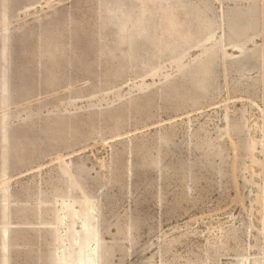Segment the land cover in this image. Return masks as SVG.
<instances>
[{"label": "rangeland", "instance_id": "rangeland-1", "mask_svg": "<svg viewBox=\"0 0 264 264\" xmlns=\"http://www.w3.org/2000/svg\"><path fill=\"white\" fill-rule=\"evenodd\" d=\"M0 78V264H264V0H0Z\"/></svg>", "mask_w": 264, "mask_h": 264}, {"label": "bare ground", "instance_id": "bare-ground-1", "mask_svg": "<svg viewBox=\"0 0 264 264\" xmlns=\"http://www.w3.org/2000/svg\"><path fill=\"white\" fill-rule=\"evenodd\" d=\"M243 1V0H242ZM109 2V1H108ZM118 3V2H117ZM108 4V3H107ZM106 4V5H107ZM130 5V4H129ZM253 6V5H252ZM197 7H199V6H197ZM203 7V6H202ZM200 8V7H199ZM186 9V8H185ZM205 9V8H204ZM203 10V9H202ZM205 11V10H204ZM207 11V10H206ZM199 12L201 13V11L199 10ZM246 12V11H245ZM174 13V12H173ZM205 13V12H204ZM161 14V13H160ZM169 14H171V13H169ZM202 14V13H201ZM129 15V14H128ZM127 15V16H128ZM186 15V14H185ZM205 15V14H204ZM206 15H208V12H206ZM250 15H251V13H250ZM132 16V15H131ZM131 16H128V17H126V20H125V30L127 31L129 28H130V26H131V20H132V18L133 17H131ZM249 16V15H248ZM187 17V16H186ZM210 17V16H209ZM250 17V16H249ZM142 18V17H141ZM185 18V17H184ZM134 19V18H133ZM168 19V18H167ZM175 19V18H174ZM173 19V20H174ZM183 19V18H182ZM204 19V18H203ZM206 19H208V18H206ZM239 19V18H238ZM238 19L236 20V18H235V20H236V23L238 22ZM143 20V19H142ZM141 20V21H142ZM172 20V21H173ZM240 20V19H239ZM243 21H244V19H242ZM241 20V21H242ZM246 20L248 21V22H250L249 20H248V18H246ZM121 21V20H120ZM171 21V20H170ZM208 21H209V19H208ZM207 21V22H208ZM169 22V21H168ZM167 22V23H168ZM175 22H176V20H175ZM175 22H174V24H175ZM247 22V23H248ZM172 23V22H171ZM184 23V22H183ZM242 23V22H241ZM252 24H253V22H251ZM142 24V23H141ZM146 24H147V22H146ZM234 24V23H233ZM240 24V23H239ZM238 24V25H239ZM250 24V23H249ZM203 25H204V23H203ZM221 25V24H220ZM251 25V24H250ZM142 26V25H141ZM167 26V25H166ZM169 26V25H168ZM170 26H173L174 27V25H170ZM178 27H179V25H177ZM183 26V25H182ZM200 26V25H199ZM232 26H234L233 27V32H236L235 30H236V27H239V26H235V24L234 25H232ZM231 26V27H232ZM248 26V25H247ZM254 26V25H253ZM176 27V26H175ZM178 27L176 28V30H178ZM193 27V26H192ZM242 27V26H241ZM241 27H239L240 28V30H243V29H241ZM169 28V27H168ZM170 28H172V27H170ZM181 28V27H180ZM209 28V27H208ZM244 28H246V27H244ZM247 28H250V27H247ZM252 28V27H251ZM250 28V29H251ZM148 29V28H147ZM174 29V28H173ZM249 29V30H250ZM119 30V29H118ZM149 30V29H148ZM175 30V31H176ZM188 30V29H187ZM231 30H232V28H231ZM239 30V29H238ZM237 30V31H238ZM246 30V29H245ZM48 31V30H47ZM130 31V30H129ZM150 31V30H149ZM148 31V32H149ZM168 31V30H167ZM183 31V30H182ZM192 31V30H191ZM244 31V30H243ZM179 32H180V30H179ZM178 32V33H179ZM143 33V32H142ZM176 33H177V31H176ZM178 33H177V35H178ZM184 32H182V34H183ZM187 33V32H186ZM189 33V32H188ZM237 33V32H236ZM240 33V32H239ZM247 32H245V34H246ZM139 34V33H138ZM179 34H181V33H179ZM181 34V36H185V34H183L182 35ZM163 35V34H162ZM187 35V34H186ZM192 35H194V34H192ZM234 35V34H233ZM238 35V34H237ZM239 35H241V36H243L244 35V33H243V35L242 34H239ZM176 36V35H175ZM174 36V37H175ZM180 36V35H179ZM190 36V35H189ZM236 36V35H235ZM177 37V36H176ZM176 37H175V39H176ZM153 38V37H152ZM163 38V37H162ZM181 38V37H180ZM184 38V37H183ZM185 38L186 39H189V38H187L186 36H185ZM193 38V37H192ZM231 38H232V36H231ZM238 38V37H237ZM237 38H235V39H237ZM240 38V37H239ZM232 39H234V38H232ZM183 39H181V41H182ZM185 40V39H184ZM152 41V40H151ZM185 41H187V40H185ZM190 41V40H189ZM197 41V40H196ZM148 42V41H147ZM173 42V41H172ZM246 42V41H245ZM186 43V42H185ZM188 43V42H187ZM72 45V44H71ZM177 45V44H176ZM73 47V46H72ZM206 70H208V69H206ZM2 75V74H1ZM206 75V74H205ZM204 77V76H203ZM4 78H5V76H4ZM0 79H2V78H0ZM191 80V79H190ZM193 80V79H192ZM199 81V80H198ZM198 85V84H197ZM21 136V135H20ZM20 136H16L17 138L18 137H20ZM16 138V139H17ZM13 140H14V137L12 138ZM23 139V138H22ZM22 139L21 138H18L17 140H14L15 141V143L13 144L14 146H15V148H16V150L18 151L19 150V146L18 145H20V146H22L23 144L21 143V141H22ZM10 140V139H9ZM9 140H8V143H9ZM6 144V143H5ZM10 146V145H9ZM45 146V145H44ZM3 147H4V145H3ZM40 148V147H39ZM138 150V149H137ZM2 155V154H1ZM14 156V155H13ZM137 157V156H136ZM155 160V159H154ZM75 170V169H74ZM81 170V169H80ZM75 171H77V170H75ZM84 171V170H83ZM78 173L80 172V171H77ZM76 172V173H77ZM82 172V171H81ZM79 175H74L73 176V179H72V181L70 180L69 181V185H68V188L66 189V190H68V191H70L71 189H73V188H75V187H79V188H81V182H80V180H79V177H78ZM190 177V176H189ZM68 183V182H67ZM76 190H77V188H76ZM82 190V189H81ZM73 191H74V189H73ZM84 191V190H83ZM65 194V193H64ZM72 194V193H71ZM82 196H83V194H82ZM85 196H87V195H85ZM88 197V196H87ZM87 197H82L83 199H81L82 201L80 202L81 204H83V202H87L88 201V198ZM75 199V198H74ZM79 199V200H80ZM78 200V199H77ZM25 201H26V199H25ZM70 202V200L68 201V203ZM78 202V201H77ZM76 202V203H77ZM79 202L77 203L79 206H80V204H79ZM73 204H75V201H72V203H69V204H67L66 206H67V208L69 209V210H67V213L68 212H70V216H71V218H77L78 217V212H79V210H74L73 208ZM98 205V204H97ZM79 206H78V209H79ZM85 207V206H84ZM98 207V206H97ZM84 209H86V210H84V211H86V213L85 214H87V216L88 217H93L95 220H96V218L94 217V213H93V211H94V209H93V207H92V205H91V203H89ZM98 209V208H97ZM101 210H104V209H102L101 208ZM55 211L53 210V212L52 213H54ZM101 212V211H100ZM67 213H66V215H67ZM83 213V212H82ZM85 214H83V215H85ZM103 214V213H102ZM49 215V214H48ZM57 215V214H56ZM68 216H69V214H68ZM86 216V217H87ZM39 217V216H38ZM53 217H54V215H53ZM58 217V216H57ZM81 217V216H80ZM86 217H84V218H86ZM50 218V217H49ZM54 218H56V217H54ZM65 218V217H64ZM83 218V219H84ZM99 218H100V216H99ZM98 218V219H99ZM52 219V218H51ZM50 219V220H51ZM60 220H61V217L59 218ZM67 219H68V217H67ZM80 219V218H79ZM94 219H93V221H94ZM53 220H55V219H53ZM90 220V219H89ZM88 220V221H89ZM104 220V219H103ZM49 221V220H48ZM56 221L58 222V218H56ZM62 221V220H61ZM67 221V220H66ZM97 221V220H96ZM96 221H95V227H96V229L95 228H93L94 230H91V232L89 233V234H87V235H85V236H83L84 238H83V240H82V246H81V248L79 249V252L77 253V258H76V263H67V264H101V257H103V256H105V253H104V255L102 256V254H103V252L102 253H100V249H101V241H100V235H99V232H98V230H99V224L100 223H98V226H96ZM52 222V221H51ZM81 222H82V224H85L86 226H87V222L86 221H83V220H81ZM98 222V221H97ZM100 222V221H99ZM105 222H107L106 220H105ZM130 222H131V220H130ZM132 223V222H131ZM49 224V223H48ZM52 224V223H51ZM50 224V225H51ZM56 223L54 222V226H56L55 225ZM66 224V223H65ZM92 224H93V222L91 223V225H89V223H88V225H89V227H93L92 226ZM107 224V223H106ZM26 225V224H25ZM53 225V224H52ZM61 225H63V224H61ZM85 226V227H86ZM107 226V225H106ZM50 227V226H49ZM108 227V226H107ZM134 226H132L131 228L132 229H134L133 228ZM12 228V227H11ZM35 228H37V227H35ZM43 228V227H42ZM50 228H53V227H50ZM86 228H88V227H86ZM102 228V227H101ZM100 228V229H101ZM106 228V227H105ZM104 228V229H105ZM41 229V228H40ZM49 229V228H48ZM54 229V228H53ZM85 229V228H84ZM103 229V228H102ZM135 229H136V227H135ZM7 230L9 231L10 229H9V226H8V224H7ZM13 230V229H12ZM37 230V229H36ZM69 230V229H68ZM131 231V230H130ZM9 232H11V231H9ZM129 232V231H128ZM132 232V231H131ZM51 233V232H50ZM52 233H54V231L52 232ZM79 233V232H78ZM65 234H66V232H65ZM131 234V233H130ZM75 235V234H74ZM79 235V234H78ZM128 235V234H127ZM132 235V234H131ZM76 236H77V234H76ZM72 237V236H71ZM60 238H61V236H60ZM82 238V237H81ZM129 238V237H128ZM136 238V237H135ZM63 239H64V237H63ZM72 239V238H71ZM78 239V238H77ZM229 239V238H228ZM79 241V240H78ZM131 241H133V240H131ZM130 242V241H129ZM135 242V241H134ZM118 243V242H117ZM75 244V243H74ZM77 244H79V243H77ZM134 244V243H133ZM132 244V245H133ZM64 245H65V243H64ZM69 245V244H68ZM34 249H35V247H34ZM40 249V248H39ZM39 249H37V250H39ZM71 249V248H70ZM77 249V248H76ZM32 250H33V248H32ZM34 251V250H33ZM55 251V250H54ZM102 251H104V250H102ZM39 252V251H38ZM68 253L70 254V252L68 251ZM75 253V252H74ZM73 255V254H72ZM172 255V254H171ZM57 256V255H56ZM74 256V255H73ZM111 256V255H110ZM30 257V256H29ZM38 257V256H37ZM67 257V256H66ZM10 258V257H9ZM57 258H58V256H57ZM68 259L70 258L69 257V255H68V257H67ZM73 258V257H72ZM238 258V257H237ZM64 259V258H63ZM67 259V260H68ZM240 259H242V258H240ZM36 260V259H35ZM38 261H39V259H37ZM59 260V259H58ZM104 260V259H103ZM182 260V259H181ZM244 260H245V258H244ZM53 261V260H52ZM61 261V260H60ZM239 261H241V260H239ZM238 261V262H239ZM243 261V260H242ZM241 261V262H242ZM43 262V261H42ZM103 262V261H102ZM243 262H247V261H243ZM9 263H11V262H8V264ZM37 263V262H36ZM62 263V262H61ZM66 263V262H65ZM38 264H40V263H38ZM51 264H53V263H51ZM167 264V263H166ZM239 264V263H238ZM240 264H242V263H240Z\"/></svg>", "mask_w": 264, "mask_h": 264}]
</instances>
